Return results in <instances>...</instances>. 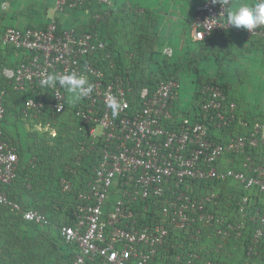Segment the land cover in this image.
<instances>
[{"label": "built area", "instance_id": "2783aa9c", "mask_svg": "<svg viewBox=\"0 0 264 264\" xmlns=\"http://www.w3.org/2000/svg\"><path fill=\"white\" fill-rule=\"evenodd\" d=\"M88 2L101 5L102 14L94 17L98 21L111 13L112 0H54L53 10H72ZM223 11L219 0H203L190 22L192 39L202 41L213 32L234 29L223 21ZM42 16L47 20L45 27L7 25L1 29L2 48L13 47L27 54L16 65L4 68L2 75L14 90L24 94L22 119L36 122L38 130L50 128L49 133L55 136L50 123L70 110L88 147L82 145L81 150L97 157L93 166L79 172L85 180L76 188L72 177L60 178L62 190L74 192L71 216L59 226L65 243L78 247L72 264H85L87 260L94 264H149L171 228L189 232L197 223L214 226L222 241L234 237V233L241 236V229H250L248 253L258 255L264 247V154L257 155L250 149L264 144V121L238 118L242 126L251 124L248 134L233 130L224 141L212 140L211 124L223 128L236 118L237 105L221 86L203 84L197 94L200 106L189 115H176L174 101L180 81L136 86L131 75L119 73L110 78L97 64L101 54L109 58V41L100 25L92 24L88 31L59 29L55 16ZM247 34L253 39L264 38V26ZM109 62L114 68L111 58ZM48 73L83 74L94 84V91L71 105L64 88L41 86V79ZM113 98L120 104L115 119L108 107ZM6 114L4 91L0 90V210L20 214L27 222L48 224V215L34 208L24 209L6 192L19 169L17 145L5 138ZM239 154L244 156L241 167L234 169V155ZM223 160L231 164L225 166ZM75 163L79 165L80 158ZM66 170L77 173L69 166ZM194 180L237 181L243 190L236 203L237 218L228 221L208 208L219 204L218 193L194 197ZM251 189L256 196L248 193ZM144 203L159 204L156 216L151 220L148 215L147 223H141L139 213L132 208ZM187 258L200 264L191 261L199 259L196 252ZM204 264L215 263L207 260Z\"/></svg>", "mask_w": 264, "mask_h": 264}, {"label": "crops", "instance_id": "0c3cea01", "mask_svg": "<svg viewBox=\"0 0 264 264\" xmlns=\"http://www.w3.org/2000/svg\"><path fill=\"white\" fill-rule=\"evenodd\" d=\"M202 2L203 0H114L112 4L113 13L109 16L107 25L110 22L114 23L115 29L123 31V33L120 32L121 36L126 32L130 34V37L124 40L120 36L119 38L121 39L118 41H121V44L125 43L126 48L133 47L135 49L136 47L132 51L135 54L140 52L137 47L139 43H143L144 38L142 36L148 34L150 46L156 52L161 51L162 55L167 58L169 67L176 69V76L183 83L182 96L185 98V91L192 93L190 90L196 88L197 82L195 79L205 70L208 64L211 72H215V67L212 65V63L215 64V60L200 59L197 54L201 50L198 44L199 41H194L191 37L190 22L196 7ZM238 3H252V1L232 0L231 2V4ZM48 9L51 16L49 18L55 16L61 27L82 29L92 24V12L89 7L82 6L72 10L54 12V0H0V29L7 25L20 28L27 26L42 27L45 22L40 15L44 11L48 15ZM124 11L127 12L126 15ZM137 15H141V18L139 19ZM45 21L47 20L45 19ZM125 23H127V26L124 27ZM100 26L104 32L106 25L102 23ZM221 33L224 32L216 31L210 36L219 45L227 43L228 47L233 46L232 49L230 48L233 54L229 58L234 56V85L236 88L230 86L231 94L234 96V91L237 89L239 90L238 93L243 94V88L250 92L253 85H255L260 95H262L264 70L253 71L251 64L254 61L252 58L257 55V60L263 63L261 65H264V39L249 37L247 30L243 28L239 30L234 27V29L225 32L223 36L220 35ZM106 38L109 41V45L111 43L113 45L116 44L117 39H114V37ZM156 52L153 55V59H155L153 66L155 65V69L159 68L160 63L157 60L161 56ZM125 55L128 54L126 53ZM26 56L27 54L24 51L13 47H7L6 50H2L0 53V73L4 68L16 65L25 59ZM114 56H118L117 50L114 52ZM192 59L194 60L193 62L190 64L186 63V60ZM112 63H114L113 60ZM191 64L195 66V69L194 67L192 68ZM189 65L190 68L188 67ZM216 82L223 84L220 80H216ZM2 87V84H0V90ZM187 88L190 90H187ZM247 92L243 95L240 94L243 100L239 104L234 101L239 111L238 118L244 120L263 119L264 99L263 101L261 100L260 104H255L251 101L247 103ZM12 97L15 96L8 95L4 97L5 105L8 106L4 132L6 140L17 145L18 148L19 180L7 187V193L29 207L41 206V209L49 216L50 222L45 225L31 223L24 221L22 217L13 216L9 211L0 210V264H67L71 254H74V252L77 254L78 247L66 244L56 229L57 227L55 228L54 223L58 221L59 224L67 222L70 215L69 207L74 199V192L68 193L62 190L60 178L64 174L61 167L54 169L48 163L39 165L41 160H47L49 157H46L47 154L36 155L37 151L32 144L33 137H28L31 120L19 118L18 106L11 101ZM187 99L185 98L184 101L181 97L180 100L177 98L174 101L176 115L186 114L181 111V108L185 106L187 107L185 110L190 109V113L194 110V107L189 108L190 100L187 101ZM76 130L79 131L77 125ZM37 159L39 164H37ZM239 161L240 159L237 161L234 158L235 167H239L237 164ZM79 176H81L80 179ZM84 177L81 174L77 176L76 180H79L74 183L75 188L79 182L84 181ZM72 181H74L73 177ZM34 185L35 187H33ZM215 188L216 185L212 188L201 187L199 192L201 195L210 193L209 191L217 193L218 191L216 192ZM228 192L230 193L231 191ZM242 192L241 186L238 185V188L234 189V197ZM248 193L251 196H255L256 191L251 189ZM218 194L224 195L222 192ZM261 201L263 202V199L258 198V202ZM200 248L202 249L203 247ZM252 264H264L263 257L253 258Z\"/></svg>", "mask_w": 264, "mask_h": 264}, {"label": "trees", "instance_id": "16d2710c", "mask_svg": "<svg viewBox=\"0 0 264 264\" xmlns=\"http://www.w3.org/2000/svg\"><path fill=\"white\" fill-rule=\"evenodd\" d=\"M83 7H89L91 9V12H92L91 13L92 15L91 23L95 24L94 17L96 15L102 14L101 5L96 2H88L85 5H83ZM112 11L113 10H111V13L108 16L104 17L103 19H100V24L102 23L107 24L109 22V18H110L109 16L113 13ZM137 16L139 19L141 18L140 17L141 15H137ZM92 24L82 29L77 28V27L75 28L77 31L79 30L88 31L92 27ZM42 27H45V26L43 25ZM58 28L61 29V25L58 24ZM220 32L225 33L227 31H220ZM0 33H1V29H0ZM224 33H221L220 35L223 36ZM142 38H144L143 43L142 44L139 43L137 47V50H140V52L137 54L133 53L134 55L133 59L127 60V58L129 57V54H131L132 51L136 49V47L135 49L133 47H130L127 50L122 51V52L117 51L118 56L115 57L114 52L116 50L113 49V46L111 44L108 46L107 52L109 53V58H111L114 61L115 67L114 68L110 67L109 58L106 59L105 53L101 54L100 57L97 58V64L101 68L104 69V71L106 72V74H108V76H110V78H113L115 75L119 73L125 74L128 76L131 75L132 77L131 76L130 77L132 78V82L136 86H151L157 82L167 81L170 79H175L181 82L178 76H176V69H171L169 67L167 58L162 55L163 53H161V51H157V52L154 51L153 47L150 46L149 35L148 34L143 35ZM259 39H264V38H259ZM198 44L201 49L197 53L200 59L218 60L221 57L226 58V57H230V55L233 54V51H231L233 46L228 47L227 43L219 45L216 41L214 42L212 40V36L210 35L206 37L204 40L199 41ZM6 49L7 48L3 49L0 46V53L2 52V50H6ZM155 52L158 53V55H161L158 57V60H157V62L159 61L160 63L159 68H156V69H155V65L153 66V63H155V59H153V55L155 54ZM126 53L128 55H125ZM209 54L211 55L209 56ZM193 67L195 69V66L192 65V68ZM207 83L221 86V88L224 89V92L230 101H235L237 104L240 103V101L234 98V96L231 94L230 88L226 84L218 83L215 80H207V81L202 82V84L200 85L196 83V92L199 91L198 89L200 88V86H202L203 84H207ZM0 84H2L3 86L1 90L4 91V97L8 95L15 96V97H12L11 101L17 104L19 118H21L22 100H23L24 94L13 89V84L9 82L2 75V71L0 73ZM199 106L200 104L198 103L197 107ZM5 107L8 110V106L5 105ZM186 114L187 115L190 114V109L186 112ZM238 117H239V111L237 107L236 118L233 122L229 123L228 126L223 127V128H218L217 126L211 124L209 127L210 128L209 129L210 138L216 141H224L227 139L229 131H233V130H236L238 133H241V134H245V135L248 134L251 130L250 129L251 124L248 123L247 126H242L241 124L238 123ZM55 120L57 123L58 119H55ZM51 123H55V122H51ZM60 125H62L61 127H63L64 125H67V124L61 121ZM79 133H81V135H79ZM60 134H61L60 132L59 133L56 132L55 136H52L51 134L50 135H51V138L56 139ZM35 136H36L35 142H37L36 146L34 147V149H36L37 151L36 155L42 156L43 155L42 152H46L47 154L46 157L50 156L52 160L56 162L54 169H56L57 167H61V170L63 169L62 173L66 177L74 178V183L81 178V176H79V179L76 180L77 176L80 175L79 172H82V170H85L86 167L93 166L94 163H96L97 161L96 155L87 156V153L81 150L82 145L85 147V149L88 148L87 144L83 142L84 136L82 135L81 131H77L75 135V139L73 142L74 148L73 146L70 147L73 150V153L70 155L67 153H62L61 156L57 155V157L53 156V153H57L58 151L56 152L55 150L53 153H51L52 152L51 149H53L54 147H49V145L45 143L47 142V140L43 139L41 142L44 145L43 144L41 145L39 143L40 137L38 135H35ZM250 150L252 153H256L257 155L264 154V144L259 143L256 149H250ZM240 155L241 154H239L238 156L234 155V158L237 159V161L238 159H240V161L237 162L239 167L234 166V169H240L241 167V161L244 156L243 155L240 156ZM43 157L45 158V156ZM78 158H80L81 163L79 165H76L75 161ZM39 163L37 159V164L41 165L42 163H48L51 168L53 167L52 162L48 159L41 160ZM67 166L76 170L77 173L73 174L69 172L68 170H66ZM17 180H19V169H18V175L16 179L11 184H13ZM221 183L222 182H220L219 180L191 181L192 195L196 197L197 199H201L202 195L199 192V189L201 187L202 188H210V187L212 188L215 185L216 186L220 185ZM33 187H35V185ZM6 192H7V188H6ZM242 194L243 192L240 193L238 196L232 197V195H234V187H233L232 191L226 196H223L222 194H218V197H216V200L219 202V204L217 206L209 205L208 208L210 210L213 209V211L216 213H220L226 216L228 221L233 222V220L237 218L236 211H235L236 203H237V200L239 199V196ZM9 195L10 197L14 198L11 194ZM18 202L24 207V209L34 208V209L40 210L43 213H45L41 209L42 208L41 206L29 207L28 205H24L20 201ZM146 206H147V210L144 211V209H146ZM132 208L134 211L136 210L139 213V218H138L139 221L141 223H147L148 215H150L151 220H153L154 217L156 216L158 212L159 204L158 203L135 204L132 206ZM3 210L9 211L15 217L16 216L21 217V215L15 214L14 212L8 209H3ZM69 211H70L69 216H71V211H72L71 206L69 207ZM58 222L54 223V226L55 228L57 227L56 229L59 232V226L61 224H59ZM195 230H199V232L197 233L195 232ZM241 230H243L241 236L236 237V234L234 233V237L231 236L226 241H222V239L215 233L216 231H215L214 226H204V225L197 223L195 228L190 229L189 232H187L186 230H182V229L171 228L170 233L167 237V240L161 247L157 249L154 259L151 262H149V264H193L192 262H188L187 257H188V254L194 253V252H196L199 255V259L192 258L191 261L193 260L194 262H197L200 264H204V262L207 260H210L211 262L215 264H246V263L252 264L253 258H256V257L258 258V256L263 257V260H264V255L262 256L263 248L259 251L258 255H249L248 252H249V246L251 244V232H250V229H241ZM62 240L64 241L63 238ZM219 245L221 247H219ZM200 247H203V248L201 249ZM75 254H76L75 252L74 254H71L67 264H72ZM178 255H180V258L176 259ZM85 264H94V263L87 260Z\"/></svg>", "mask_w": 264, "mask_h": 264}, {"label": "rangeland", "instance_id": "374dc122", "mask_svg": "<svg viewBox=\"0 0 264 264\" xmlns=\"http://www.w3.org/2000/svg\"><path fill=\"white\" fill-rule=\"evenodd\" d=\"M113 2H114V0H112V3ZM44 12H42L40 15L42 18H43L42 14ZM47 12H48V17H51L49 9L47 10ZM124 13H125V15L127 14L126 11H124ZM44 22L47 23V21H45V19H44ZM111 23L112 22H110L108 25L106 23H104L106 25V28H105V31L103 32V35H105L106 37H112V38L114 37V39H117L115 45H113V43H111L114 50L118 51L120 49V52L127 50L129 47L126 48V46L124 45L125 43L121 44V41H118L119 39H121L119 37L121 36V33H123V31L115 29L114 28L115 24L114 23L111 24ZM95 24L97 26H99L100 20L98 21L97 19H95ZM125 26H127V23L124 24V27ZM124 27H123V29H124ZM121 37L124 40L126 38H129L130 34L128 32H126V33L122 34ZM171 51H172V49H171ZM133 53L129 54V57L127 58V60L133 59V57H134ZM229 59H231V60L229 61ZM252 59L254 60L251 64L253 71L260 70V69L264 70V65H261L262 62L257 60L258 59L257 55L254 56ZM193 61H194L193 59L192 60H186V63L190 64ZM210 64H211V62H210ZM208 65L205 68V70L200 74V76H197V79H195L198 85L202 84V82L207 81V80H215V81L220 80L221 82L225 83L229 88H230V86H232L233 88L234 87L236 88V86L234 85V56L232 58L221 57L218 60H215V64L212 63V65L215 67L216 73L215 72L212 73L211 70L208 68ZM188 67L190 68V65ZM262 86H263L262 95H260V92H258L259 90L257 89V86H255V85H253L252 91H250V92H247V90H245V88L242 89L244 93L247 92L246 98L248 95V99H249V100L247 99V103H249L248 101H251L255 104H260L261 100L263 101V99H264V84ZM187 90H190V89L187 88ZM230 91H231V89H230ZM236 91H237V93H236ZM238 91H239L238 89L234 91V97L238 98L239 101L241 102L243 100V97H241L240 94L243 95L244 93L243 94L238 93ZM186 92L187 91H185V98H188L187 101L190 100L189 105L188 104H186V105H188L189 108H193V107L196 108L197 104L198 103L200 104V98H199V96H197L198 92H196V88L190 90V92H192V93H188L189 91L187 93ZM182 94H183V83H181V89H180V93L178 94V99L180 100V98L182 97V100L185 101V98L182 96ZM194 96H195V98H194ZM175 100H177V98H175ZM191 100L193 101L192 103H191ZM186 108H187L186 106L184 108L183 107L181 108L182 113H186L189 110V109L185 110ZM55 119H58L57 123H50V126L52 128H54L57 133H59V132L61 133L56 139L51 138V135L49 133V130H51L50 128L48 130H45V129L38 130V128L36 126V122H32V121H30V130L28 131V137L29 138L33 137V139H32L33 148L37 144V142H35V140H36L35 135L37 133V135L40 137L39 143L41 145L43 144L41 141L43 139H45V140H47V142H45V143L48 144L49 147H54L53 149H51L52 150L51 153H53L55 150H56V152L58 151L57 153H53V156H56V157H57V155L61 156L62 153H67L70 155L73 153V150L70 147L73 146V148H74L73 142L75 139V135L77 133L75 121L72 118V112L70 110H67V112L63 113L62 115L55 116ZM40 120L42 121L43 124H45L43 119H40ZM259 120L264 121V118L259 119ZM61 121L63 123H66L67 125H64L63 127H61L62 126V125H60ZM234 131L236 132V130H234ZM42 154H46V152H42ZM48 160H50L52 162L53 167H54L56 162L53 161L50 156H49ZM222 164H224L226 166V165L231 164V162L228 160H223ZM238 185H239V183L235 180L234 181H232V180L227 181L226 183H221L220 185L216 186L215 191L216 192L218 191L217 193L222 192L224 194L223 196H226L229 193L228 191H232L233 187H234V189H236V187L238 188ZM209 192L211 193V191H209ZM226 192H228V193L226 194ZM144 211H146V209H144ZM179 258H180V255H178L176 257V259H179Z\"/></svg>", "mask_w": 264, "mask_h": 264}, {"label": "clouds", "instance_id": "9594fccd", "mask_svg": "<svg viewBox=\"0 0 264 264\" xmlns=\"http://www.w3.org/2000/svg\"><path fill=\"white\" fill-rule=\"evenodd\" d=\"M216 3L217 0H212ZM223 7V21L227 26L237 29L243 28L249 32H253L261 26H264V0H254L253 3L231 4L230 0H219ZM40 84L42 87L56 88L57 85L64 88L68 95V102L76 105L82 99L88 97L94 91V84L83 75L75 73L57 75L56 73H48ZM108 107L111 109L112 117L115 119L119 115L120 104L113 98Z\"/></svg>", "mask_w": 264, "mask_h": 264}]
</instances>
